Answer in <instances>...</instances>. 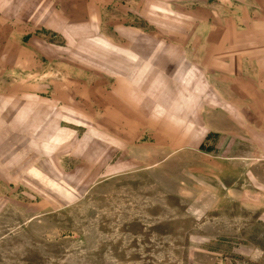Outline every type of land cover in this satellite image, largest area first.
I'll return each mask as SVG.
<instances>
[{
    "label": "rangeland",
    "instance_id": "obj_1",
    "mask_svg": "<svg viewBox=\"0 0 264 264\" xmlns=\"http://www.w3.org/2000/svg\"><path fill=\"white\" fill-rule=\"evenodd\" d=\"M0 264H264V0H0Z\"/></svg>",
    "mask_w": 264,
    "mask_h": 264
},
{
    "label": "crops",
    "instance_id": "obj_2",
    "mask_svg": "<svg viewBox=\"0 0 264 264\" xmlns=\"http://www.w3.org/2000/svg\"><path fill=\"white\" fill-rule=\"evenodd\" d=\"M203 88H205V87H203ZM204 90V89H203Z\"/></svg>",
    "mask_w": 264,
    "mask_h": 264
}]
</instances>
